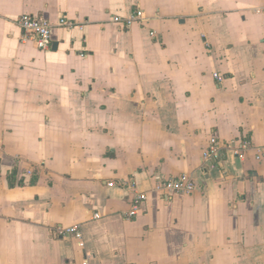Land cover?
Instances as JSON below:
<instances>
[{
    "label": "crops",
    "instance_id": "crops-1",
    "mask_svg": "<svg viewBox=\"0 0 264 264\" xmlns=\"http://www.w3.org/2000/svg\"><path fill=\"white\" fill-rule=\"evenodd\" d=\"M263 7L0 0V264H264ZM21 15L53 26L49 49ZM242 134V159L203 163L209 137ZM181 174L193 194L150 191ZM121 181L146 194L135 218Z\"/></svg>",
    "mask_w": 264,
    "mask_h": 264
},
{
    "label": "built area",
    "instance_id": "built-area-1",
    "mask_svg": "<svg viewBox=\"0 0 264 264\" xmlns=\"http://www.w3.org/2000/svg\"><path fill=\"white\" fill-rule=\"evenodd\" d=\"M264 12V7L262 9ZM121 17H113L112 22L121 24ZM144 21L143 13L137 10L125 20V27L130 26L134 22L142 23ZM15 25L20 31L21 40L24 43L33 42L40 51H46L51 45V30L53 26L41 17H31L28 15H21L14 21ZM124 24V23H123ZM58 26L71 27L72 23L67 19L61 17ZM214 79L221 85L224 78L218 74H213ZM250 148L249 137L246 135H239L234 139L222 141V139L211 136L206 142L202 151V161L208 167L214 168L220 166L226 154H231L235 158L242 159L244 153ZM256 160L264 159V147L254 148ZM225 154V156H224ZM150 191H160L166 195L172 194H185L191 195L196 190V184L192 177L188 174H181L175 177H162L160 175H153L151 177ZM114 183H109L108 187H113ZM124 189L131 190L133 193L132 200L130 201V211L127 213L126 218H135L137 213L141 211V205L146 201V194L144 192H136L135 185L130 181H121L118 185ZM70 233H76V228L68 230ZM77 240L80 239L79 233L76 234Z\"/></svg>",
    "mask_w": 264,
    "mask_h": 264
}]
</instances>
